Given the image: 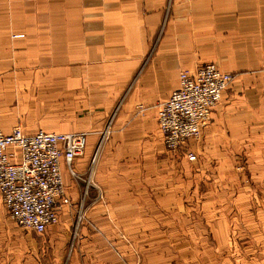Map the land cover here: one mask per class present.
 <instances>
[{"label": "crops", "instance_id": "0c3cea01", "mask_svg": "<svg viewBox=\"0 0 264 264\" xmlns=\"http://www.w3.org/2000/svg\"><path fill=\"white\" fill-rule=\"evenodd\" d=\"M211 62L235 79L201 136L170 151L158 106L182 69ZM20 122L26 134L88 133L76 175L62 167L70 202L59 216L84 212L79 245L107 264L112 230L156 231L180 206L197 209L182 203L184 172L264 148V0H0V128ZM66 225L40 234L0 222V264H57L28 235H51L54 247L52 236L69 237Z\"/></svg>", "mask_w": 264, "mask_h": 264}, {"label": "rangeland", "instance_id": "374dc122", "mask_svg": "<svg viewBox=\"0 0 264 264\" xmlns=\"http://www.w3.org/2000/svg\"><path fill=\"white\" fill-rule=\"evenodd\" d=\"M15 105L18 107L19 103ZM38 107L41 111L46 109L43 103ZM32 120L42 123L49 119ZM111 123L103 131L102 140L112 132ZM15 126L24 128L21 122ZM173 156L174 163L180 159ZM223 163L221 167L200 164V172L192 168L183 173L188 175L183 192H188L189 197L182 199V203L189 201V206L197 209L183 210L179 199L178 213L167 216L169 223H161L156 231L109 232L114 240L107 264H264V148L243 153L233 164ZM173 170L171 174L175 175ZM199 173L200 180L194 177ZM199 193L200 205L192 203ZM2 209L5 215H0V222H14L0 196ZM85 220L80 210L59 221L73 227L68 231L69 237L59 232L52 236L58 240L53 242L54 247L50 246L51 235L31 233L28 238L49 246L46 250L51 255L47 257L57 264H101L99 255L79 245ZM12 232L1 233L11 239Z\"/></svg>", "mask_w": 264, "mask_h": 264}, {"label": "built area", "instance_id": "2783aa9c", "mask_svg": "<svg viewBox=\"0 0 264 264\" xmlns=\"http://www.w3.org/2000/svg\"><path fill=\"white\" fill-rule=\"evenodd\" d=\"M233 81L234 75L214 62L180 71L178 87L158 106V125L170 151L201 136ZM87 143V132L0 128V195L14 222L40 234L59 223V203L70 202L62 167L76 175L74 162ZM189 160L197 155L190 153Z\"/></svg>", "mask_w": 264, "mask_h": 264}]
</instances>
